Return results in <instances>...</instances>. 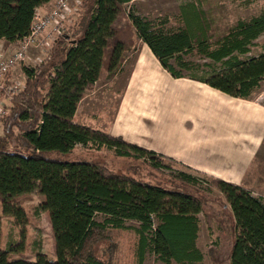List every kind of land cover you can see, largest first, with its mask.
<instances>
[{"label":"trees","instance_id":"1","mask_svg":"<svg viewBox=\"0 0 264 264\" xmlns=\"http://www.w3.org/2000/svg\"><path fill=\"white\" fill-rule=\"evenodd\" d=\"M49 1L0 0V39L15 42L26 36L36 10ZM130 1L82 0L81 32L74 36L65 31L40 64L22 65L23 88L4 105L7 112L0 119L5 131L0 136V203L3 215L24 230L29 216L20 200L34 190L41 193L55 257L38 253L34 260L12 258V253L23 250V243L1 247L0 217V264H106L95 254L94 244L113 228H124L129 220L139 223L133 228L138 236L136 264H143L147 251L165 264L203 260L197 247L203 202L196 194L117 172L98 161L61 160L49 152L68 154L80 144L106 148L121 158L142 159L156 169L177 164L120 135L75 122L80 101L104 75L112 79L122 69L134 40L146 43L175 77L188 76L230 96L251 98L264 80V45L251 55L264 33V7L248 19H238L215 39L204 12L194 3L181 7L182 25L177 31L156 27L153 21L128 11L126 24L132 31L124 36L116 20ZM190 53L210 62L185 58ZM13 127L20 130L14 137L20 147L11 145ZM203 177L223 193L234 214L230 264H264V197L254 196L237 183ZM174 178L201 188L200 179L184 170ZM99 215L103 216L100 220Z\"/></svg>","mask_w":264,"mask_h":264},{"label":"crops","instance_id":"2","mask_svg":"<svg viewBox=\"0 0 264 264\" xmlns=\"http://www.w3.org/2000/svg\"><path fill=\"white\" fill-rule=\"evenodd\" d=\"M52 1L37 10L44 13ZM10 78L24 82L25 75L20 65L12 70ZM86 96L77 107L75 122L120 135L128 142L171 157L183 167L240 184L254 196L264 197L263 188H257L261 182L252 171L253 163L264 146V102L258 97H233L198 79L175 77L161 65L144 42L136 50L117 106L109 119L104 117L101 123L80 120L79 108ZM3 99L2 104H6L8 99ZM223 211L225 213L221 215L204 217L202 206L198 214L197 247L203 254V260L198 264H204L206 259L202 243L215 242L217 245L225 241L229 243L227 264H230L235 219L229 204L216 210L217 214ZM138 225L137 221L129 220L124 228L112 229V232L122 230L132 234L133 239H122L133 260L136 259L138 240L133 228ZM213 238H218L219 243ZM149 254L157 262L165 264L150 251L146 252L143 264H147ZM212 260L215 263V258Z\"/></svg>","mask_w":264,"mask_h":264},{"label":"rangeland","instance_id":"3","mask_svg":"<svg viewBox=\"0 0 264 264\" xmlns=\"http://www.w3.org/2000/svg\"><path fill=\"white\" fill-rule=\"evenodd\" d=\"M53 0L44 10L48 12L54 5ZM88 4V2H86ZM188 3H194L201 11L204 12L205 17L209 23V34L212 39L225 33L230 26L236 23L240 18L248 19L251 16L259 13L264 7V0H131L123 6V12L116 20V26L119 28V33L127 36L128 32L132 31L128 23L127 12L133 11L134 13L141 15L155 24L156 27H160L166 31H177L182 23L180 19V11L183 5ZM87 9V8H86ZM80 7L72 9L71 17L66 20L65 29L70 32L71 35H78L82 30L83 24V11ZM73 33V34H72ZM134 39V38H133ZM2 42V40H1ZM258 45L252 47L251 55L257 54L261 51V45H264V33L256 40ZM143 42L140 40H134L131 44L127 57L122 67V72H118L112 79H109L104 75L95 83V87L91 92L85 94L84 99L80 104L78 118L83 121L91 123L104 122L106 117L110 118L112 112L117 106L120 94L125 84V78L127 71L130 68L136 50ZM4 47H9V43H3ZM31 60H36L37 57L45 56V51L42 49H33L30 52ZM250 55V54H249ZM185 58L198 61L199 63L210 62L209 59L202 58L196 53L186 54ZM32 63V61H29ZM29 62H21L20 65H26ZM205 67V66H204ZM207 69V68H206ZM184 74H195L198 76L203 75L201 71L195 70H183ZM12 73V72H11ZM84 96V97H85ZM253 97H258L259 100L264 102V80L261 82L259 89L253 94ZM3 95L0 93V104L3 103ZM105 115V116H104ZM5 131L0 130V136L4 135ZM20 134V130L13 127L12 143L14 147H20L17 140L14 139ZM49 155L61 160H93L105 164L112 170L117 172H123L139 179L148 180L150 182L160 183L169 188H181L188 192L196 194L203 202L204 217L206 215L216 216L224 214L216 212L218 207H224L228 205L225 196L222 192L211 183L209 180L203 177L202 174L197 173L187 167H183L179 164H172L171 168L156 169L144 162V160H133L128 158H121L114 155L113 151L106 148L97 150L90 146H83L78 144L74 150L70 153H62L59 151H51ZM179 170L192 173L200 179L201 188H194L191 186L183 185L179 182L174 175ZM253 175L261 182L257 188L264 190V146L261 152L257 156L253 163ZM254 177V178H255ZM203 179V180H202ZM42 194L37 190H34L28 195L21 198L20 202L24 208L28 211L29 222L25 225L24 230L19 225H16L12 217L4 216L2 213V205L0 203V217L2 226L1 247L6 249L8 246H18L23 243V250L17 253H12V258H23L27 260H34L38 253H44L50 258H54V240L51 230L48 215L45 210L42 209ZM216 209V210H215ZM100 220L102 215L97 216ZM130 232L122 230H111L110 235L102 238L94 244L95 254L105 261L106 264H136V259L133 260L132 255L128 252L127 247L123 244V239L132 237ZM124 237V238H123ZM221 237V236H220ZM123 238V239H122ZM129 238L130 242L131 239ZM218 238H213V240ZM230 239V237H229ZM220 240L223 242V238ZM132 244L130 245L131 248ZM201 246L205 250L206 259L204 264H227L229 255V243L225 241L223 244L208 243ZM148 255L147 264H162L152 256ZM215 258V263L212 260ZM198 264V263H196Z\"/></svg>","mask_w":264,"mask_h":264},{"label":"built area","instance_id":"4","mask_svg":"<svg viewBox=\"0 0 264 264\" xmlns=\"http://www.w3.org/2000/svg\"><path fill=\"white\" fill-rule=\"evenodd\" d=\"M82 0H55L48 12L41 13L36 10L30 32L15 42H10L5 49L3 40L0 39V93L10 100L15 93L22 90L24 82L14 81L10 78L12 70L21 62H29L26 65L40 64L46 54L51 50L54 42L62 36L66 29L65 23L72 9H77ZM42 49L44 57L31 60V50ZM4 105L0 104V119L6 115Z\"/></svg>","mask_w":264,"mask_h":264}]
</instances>
